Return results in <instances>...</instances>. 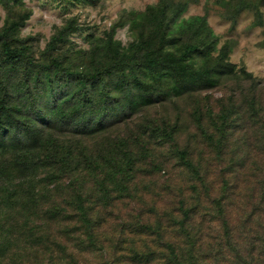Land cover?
<instances>
[{
  "label": "trees",
  "instance_id": "obj_1",
  "mask_svg": "<svg viewBox=\"0 0 264 264\" xmlns=\"http://www.w3.org/2000/svg\"><path fill=\"white\" fill-rule=\"evenodd\" d=\"M183 9L174 10L171 5L149 6L131 21L134 29H138L136 41L125 48L114 39L115 28L125 24L118 22L104 37L91 39L89 48L80 51L73 64L56 55L76 27L69 24L53 35L44 51L47 63L36 65L26 55L25 48H13L11 44V36L28 15L3 28L1 68L5 73L13 70L18 73L25 62L29 65L20 85L24 100L29 92V103H14L7 81L0 78V153L16 155L25 167L49 169L46 179L54 178L56 193L44 199L35 184L29 185L26 191L19 184L16 193L0 198V212L4 207L10 211L20 207L28 212L29 218L47 228L59 219L65 220L66 223L62 222L66 226L76 221L83 227L89 244L104 234L106 225L117 227L123 231L119 235L124 239L112 242L111 250L120 256L114 264H264V227L257 249L248 236L246 223L238 228L230 217L233 205L230 191L236 187L229 176L237 179V169L244 168L245 156L249 153L264 157L260 139L249 150L246 146L242 152L231 149L229 160L233 161L223 170L218 169L224 176L219 197L210 196L206 181L215 169L212 162L221 160L229 152L233 125L230 110L222 111L208 125L201 121L196 109L191 115L200 127V130L197 127L200 138L204 139L200 143L214 149V161H204L201 156L195 158L197 150L203 153L198 145L197 148L187 144L177 149L175 124L161 129L160 136L174 145L172 153L166 152L163 162L175 158V165H167L175 169L176 177L163 162L148 161L142 165L143 172L141 164L147 155L136 156L128 142L107 141L100 145L83 142L84 138H92L156 104L211 89L229 79H253L251 73L229 61V46L218 47L219 38L204 16L178 21ZM255 96L260 99L258 94ZM251 105L253 115L258 116L261 102L252 97ZM233 114L239 115L238 111ZM6 121L13 131L20 126L25 132L28 129L27 137L12 132L13 137L8 138L4 132ZM53 123L75 125L71 133L78 139L62 142L46 138L45 128ZM191 135L196 141V135ZM237 152L241 154L239 159H235ZM240 158L243 160L238 164ZM154 169L163 172V189L174 194L176 210L156 209L153 224L132 225L131 230H127L121 217H118L120 223L108 224L105 213L111 212L110 209L120 210L124 202L131 203L138 174L147 177ZM260 173L263 177L253 182V191L257 193L255 199L264 207V159L258 168V177ZM214 221L221 224L220 238L216 234L219 227L211 229L207 225ZM96 227H102L101 232ZM68 234L66 229L67 238ZM44 235L51 236V233L41 234L39 241L44 240ZM9 252V243L1 240L0 259L4 262L8 258L9 264L15 263L16 252Z\"/></svg>",
  "mask_w": 264,
  "mask_h": 264
},
{
  "label": "rangeland",
  "instance_id": "obj_2",
  "mask_svg": "<svg viewBox=\"0 0 264 264\" xmlns=\"http://www.w3.org/2000/svg\"><path fill=\"white\" fill-rule=\"evenodd\" d=\"M156 5L162 7L171 5L174 10L183 7L178 21L192 16H204L207 24L219 38L218 47L223 44L229 46V61L237 68H243L251 73L253 79L249 81L229 79L211 89L156 104L143 109L123 123L106 128L107 130L92 138H84L83 142L88 145H100L107 141L112 144L128 142L136 156L147 155L141 164L143 168L142 165L148 161L162 163L166 152L172 153L173 143L170 144L160 136V133L167 125L175 124L178 129L175 142L177 149H183L187 144L192 147L198 145L203 148V153L200 154L197 150L194 157L201 156L204 161H214V149L206 146V143H200V140L204 142V139L200 138L197 131L199 126L191 115L196 109L201 121L208 125L210 121L214 123L216 116L228 109L233 115L232 130L230 129L229 133L232 134L229 152L221 160L212 162L215 169L206 179L210 185V196L217 198L223 185L224 176L221 170L233 161L229 160L231 149L242 152L244 150L241 149L246 146L249 150L251 145L259 143V139L264 146V0H0V32L27 14L28 18L23 25L11 36V44L13 48H25L26 55L36 65L47 63V54L44 52L47 43L59 30L70 24L76 28L67 36L66 44L56 56L73 64V59L78 57L79 52L89 48L91 39L104 37L121 21L125 24L115 28L114 39L123 47H128L136 41L138 30H135L131 23L133 18L144 12L147 7ZM1 63L0 55V78L7 81L12 101L29 103V92H26L24 100L20 91L22 79L29 71V65L25 62L18 73L13 72L14 70L5 73ZM256 94L260 99L255 96ZM252 97L255 101L261 102L258 116L253 115ZM235 111H238V116L233 114ZM27 115L29 118V112ZM74 127L76 126L65 123H53L45 128V135L46 138L59 139L62 142L76 141L78 137L71 133ZM4 129L8 138L13 137L12 132L23 138L28 135V129L25 132L24 127L20 126L13 131L7 121ZM191 134L196 135L197 142ZM240 152H237L235 159H239ZM245 157L244 168L237 169V179L236 176H229L230 182L236 187L230 191L233 202L230 217L238 228L246 223L248 236L254 240V245L258 249L259 239L263 237L264 207L255 199L257 193L253 191L255 189L253 182L263 177L261 173L258 177V168L264 157L254 153H249ZM242 160L243 158H240L238 164ZM175 161V158H167L163 163L171 166L175 165ZM218 169H221L220 172ZM49 171L44 167L37 169L25 167L18 161L16 155L0 153V198H8L11 193H16L19 184L23 191H26L29 185L35 184L36 189L44 199H47L49 195L56 193L54 178L50 181L46 179ZM142 171L144 172V168ZM156 171L152 170L154 173L147 177L138 174L135 193L134 189L131 191L134 193L131 203L124 202L126 204L123 206L122 203L120 210L110 209L111 212L105 213L108 224L120 223L118 217H121L125 220L123 224L127 230H131L132 225L153 224L156 209L166 207L176 210L174 194L163 189L165 185L163 172ZM170 171L176 177L175 169L173 171L171 168ZM57 180L59 181L60 177H57ZM27 215L28 212L22 211L20 207L13 211L4 207L0 212V241L9 243V253L16 252L14 262L17 264H114V260L120 257L111 250L112 244L124 239L119 235L123 231L117 227L110 228L106 225L104 234L96 236L97 240L89 244L83 227L76 221L67 223L66 226L63 223L66 221L59 219L47 228ZM207 225L211 229L219 227L216 234L218 238L222 237L220 222H207ZM66 229L70 233L68 238L65 236ZM96 229H100L101 232L102 227ZM96 232L99 233V230ZM44 233H51V236L44 235V240L39 241L38 237ZM244 235L245 232L242 236ZM0 264H9V259L6 258L4 262L0 259Z\"/></svg>",
  "mask_w": 264,
  "mask_h": 264
}]
</instances>
